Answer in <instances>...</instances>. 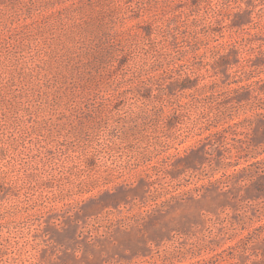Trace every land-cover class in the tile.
Here are the masks:
<instances>
[{
    "label": "rangeland",
    "instance_id": "374dc122",
    "mask_svg": "<svg viewBox=\"0 0 264 264\" xmlns=\"http://www.w3.org/2000/svg\"><path fill=\"white\" fill-rule=\"evenodd\" d=\"M0 264H264V0H0Z\"/></svg>",
    "mask_w": 264,
    "mask_h": 264
},
{
    "label": "trees",
    "instance_id": "16d2710c",
    "mask_svg": "<svg viewBox=\"0 0 264 264\" xmlns=\"http://www.w3.org/2000/svg\"><path fill=\"white\" fill-rule=\"evenodd\" d=\"M186 87H187V86H186ZM186 87H185V86H180L179 89H184V88H186Z\"/></svg>",
    "mask_w": 264,
    "mask_h": 264
}]
</instances>
